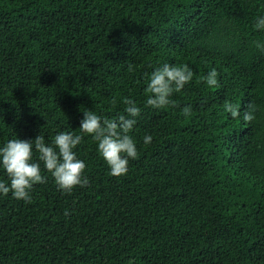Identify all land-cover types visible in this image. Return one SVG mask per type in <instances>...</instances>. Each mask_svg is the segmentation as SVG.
<instances>
[{"label": "trees", "instance_id": "trees-1", "mask_svg": "<svg viewBox=\"0 0 264 264\" xmlns=\"http://www.w3.org/2000/svg\"><path fill=\"white\" fill-rule=\"evenodd\" d=\"M260 12L264 0H0V142L77 133L84 108L114 117L122 97L141 108L125 174L82 135L86 186L60 191L42 168L29 202L0 195V264H264ZM163 62L193 77L170 105L145 106Z\"/></svg>", "mask_w": 264, "mask_h": 264}, {"label": "clouds", "instance_id": "clouds-1", "mask_svg": "<svg viewBox=\"0 0 264 264\" xmlns=\"http://www.w3.org/2000/svg\"><path fill=\"white\" fill-rule=\"evenodd\" d=\"M254 28L264 30V12L254 19ZM254 47L264 51V40L253 41ZM131 68V65H129ZM193 77V71L186 63L170 64L163 62L154 67L146 77L144 105L161 108L170 105L173 91H179ZM210 87L218 83L215 68H209L201 77ZM124 109L114 117L104 116L94 110L84 108L79 120V132L59 130L45 139L40 132L31 139L8 138L0 142V195L9 194L16 200L29 202L34 184L42 182L41 169L50 173L55 186L63 192H70L74 186L84 187L88 177L84 174L85 162L77 156L75 147L81 142L82 135H87L95 142V149L109 175L120 176L127 172L130 159L137 156V145L130 131L134 128L141 112L140 106L129 98L122 97ZM113 103L115 98L113 97ZM222 110L242 120L252 119V112L238 109L225 100ZM191 111L186 105L184 114ZM152 140L151 133H145L142 143L147 145ZM67 211V210H66ZM126 264H137L135 257L128 258Z\"/></svg>", "mask_w": 264, "mask_h": 264}]
</instances>
